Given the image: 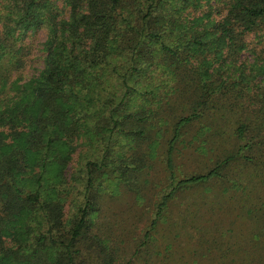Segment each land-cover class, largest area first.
Masks as SVG:
<instances>
[{
	"label": "rangeland",
	"instance_id": "1",
	"mask_svg": "<svg viewBox=\"0 0 264 264\" xmlns=\"http://www.w3.org/2000/svg\"><path fill=\"white\" fill-rule=\"evenodd\" d=\"M169 1L172 10L169 28L174 41L185 27L189 36L201 35L202 45L195 46L200 49L190 54L189 62L195 68V80L200 78L206 84H211L214 91L208 95L206 104L198 108L204 114L180 132L172 152V169L167 171L165 152L173 125L178 118L190 112L196 96L207 93V89L199 90L200 94L195 92V95L187 87V78L181 77V73L185 72L183 67L175 75H171V69L158 78L150 76V69L137 80L140 82L138 85L132 77L129 84L134 85L138 94L129 99L126 108L150 112L148 123L151 126L146 124V140L132 139L125 135V131L114 136L111 159L122 160L120 167L124 174L126 172L125 176H98L95 173L88 184L86 163L98 162V145L101 143L98 141L94 144L93 140L91 145L88 140H106L99 113L91 115L85 125L79 120L76 128L61 135L59 142L64 146L62 150L66 159L62 166L48 169L47 189L43 192L46 202L55 200L60 214L54 232L58 231L64 238H69L80 210L88 200V234L99 238L98 249L106 254L104 262H108L107 256L112 255L113 264H128L126 262L148 230L160 198L177 181L205 174L224 151L250 141L252 147L259 150L253 153L254 157L249 156L253 161L244 162L238 158L230 164L222 179L179 190L173 195L155 240L160 244L163 237L172 244L163 253L164 259L159 264H264V124L254 121V131L246 133L240 141L234 133L241 118L242 109L239 106L245 105L247 92H264V20L252 30L237 34L233 44L228 45L219 42L218 36L221 25L229 28L230 22L225 17L231 0ZM69 2H43L44 13L53 11L54 24H57L55 31L44 18L38 17L34 24L14 27L8 38L12 50L19 51L13 55L10 63L7 51L0 57V83H3L0 99L6 102L17 95L15 88L38 77L48 51L55 57L60 45L65 51L72 49L73 54L77 49L88 50L91 47V39L82 36L86 29L83 30L80 23L76 31L79 35L72 33L75 16L80 18L87 15L85 4L71 8ZM1 6L0 3V14L7 16L8 13ZM3 19L0 20V32ZM231 28L242 32L241 28ZM74 39L79 41L77 45ZM120 59V56L114 57V64ZM17 61L19 63L14 66ZM104 75L103 81L112 91L111 94L118 96L119 78L108 70ZM96 91L93 95L91 91L84 94L77 89V93L86 100L81 103L82 112L93 113L100 108L105 92L96 95ZM235 94L243 97L236 101L233 99ZM232 105L229 112L227 107ZM206 108L216 111L213 117ZM95 118L101 123L93 129ZM223 126L225 131L222 132ZM50 150L46 159H51ZM34 155L30 153L29 157ZM37 173L38 169L32 168L17 178L23 190L31 189ZM14 218L15 227L1 236L0 256L8 250H17L23 242L25 234L20 230L21 222L28 215L23 211ZM33 218V229L45 228L43 216L34 213ZM170 221L178 222L177 228ZM31 238L29 233L27 239L30 241ZM76 248L80 249L78 264H99L85 246ZM93 250H97L95 246ZM152 261L146 252L141 260L130 264H149Z\"/></svg>",
	"mask_w": 264,
	"mask_h": 264
},
{
	"label": "trees",
	"instance_id": "2",
	"mask_svg": "<svg viewBox=\"0 0 264 264\" xmlns=\"http://www.w3.org/2000/svg\"><path fill=\"white\" fill-rule=\"evenodd\" d=\"M43 2L44 0H0L1 7L8 13L7 16L0 14V20L4 18L0 32V57L7 51L8 63L19 51L12 50L13 46L8 38L15 26L34 24L35 18L38 17L44 18L53 31L57 29L53 11L48 10L44 13ZM169 2V0H70L71 8L85 4L87 15L80 18L75 16L72 33L79 35L76 31L80 23L83 30L86 29L82 36L91 39V47L88 50L77 49L76 54H73L72 49L65 51L60 45L55 57L48 51L41 74L15 88L16 92L18 91L17 95L11 96L6 102L0 99V239L11 227H15V215L23 211L28 215V218L21 222L20 230L25 234L23 242L17 250H8L0 256V264H78L80 249L77 250L76 246L81 245L85 246L96 260L98 259L99 264L114 263L112 255H108V262H104L106 254L98 249L99 238L88 234L86 218L90 212V202L85 200L70 237L64 238L58 231L54 232L60 219L55 200L49 199L46 202L43 192L47 189L48 169L62 166L66 159L62 150L64 146L59 142L60 136L76 128L79 120L85 125L89 117L96 113H99V118L103 122L101 127L106 133V140L103 138L88 140L89 144L93 140L94 144L98 141L101 143L98 145L100 147L98 162L86 163L87 183H90V178L95 173L98 176L118 174L124 177L126 172L124 174L120 167L122 160L111 159V141L114 136L125 131L126 136L143 142L147 136L146 124L150 125L148 123L150 112L126 108L129 99L138 94V90L129 82L133 77L134 83L138 85L140 82L137 80L150 69V76L158 78L171 69V75H175L183 67L185 72L180 76L187 78V87L194 93L207 89V93H199L192 103L190 112L178 118L173 125L165 152V167L167 171H171L172 152L180 132L202 117L204 111H198V108L206 104L208 95L214 91L210 87L211 84H206L200 78L195 80L193 73L195 68L191 67L189 62L190 54L200 49H196L195 46L202 45L201 35L189 36L185 27L179 31L177 40L174 41L173 32L169 28V23L172 22ZM225 19L230 22L229 28L221 25L218 40L223 44L232 45L237 34L242 35L252 30L264 20V0H231ZM231 27L241 28L242 32ZM73 41L76 45L79 43L77 39ZM118 56L121 59L114 64V57ZM18 63L15 62L14 66ZM105 70L119 78L118 96L112 95V91L103 81ZM2 84L0 83V89L3 88ZM77 89L84 94L91 91L93 95L96 89L98 90L96 95L105 92L100 108L93 113L82 112L81 103L86 100L77 93ZM249 92L245 105L239 106L242 109L241 118L234 131L239 141L246 133L254 131V121L264 124V92ZM233 97L238 101L243 96L235 94ZM232 108L233 105L227 107L229 112ZM206 110L212 117L216 113L209 108ZM100 123L101 121L95 118L93 129L98 128ZM223 131L225 126L222 128ZM49 149L52 156L51 159H46ZM257 151L259 150L254 149L250 141L240 144L238 148L224 151L205 174L177 181L155 206L148 230L126 263L141 260L146 252L153 260L149 264H159L160 261L162 263L163 253L172 244L163 237L161 243L157 244L155 236L164 222L167 204L173 195L179 190L222 179L232 162L238 158H242L244 162L253 161L250 157ZM30 153L36 155L29 157ZM32 168H37L38 173L32 180L31 189L25 191L18 184L17 178ZM34 213L43 216L45 228H39L37 231L32 228V224H35ZM170 224L175 228L178 226V222L170 221ZM29 233L32 236L30 241L27 239ZM93 246L97 250H93Z\"/></svg>",
	"mask_w": 264,
	"mask_h": 264
}]
</instances>
